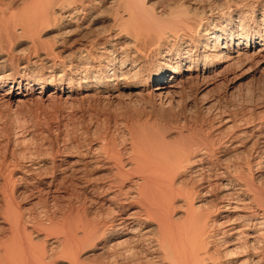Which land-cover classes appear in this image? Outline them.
Returning <instances> with one entry per match:
<instances>
[{"label":"bare ground","instance_id":"1","mask_svg":"<svg viewBox=\"0 0 264 264\" xmlns=\"http://www.w3.org/2000/svg\"><path fill=\"white\" fill-rule=\"evenodd\" d=\"M251 2L0 0V121L34 97L143 108L125 144L60 130L2 156L0 264H264V109L237 121L208 100L264 66Z\"/></svg>","mask_w":264,"mask_h":264},{"label":"rangeland","instance_id":"2","mask_svg":"<svg viewBox=\"0 0 264 264\" xmlns=\"http://www.w3.org/2000/svg\"><path fill=\"white\" fill-rule=\"evenodd\" d=\"M249 1L253 2L256 0H249ZM253 4H254V2H253ZM251 67H253V68L255 67V68L253 69ZM238 69L239 70H237V71L235 69L231 70L232 71V72L230 71L231 73L229 72L228 75H225L223 77L224 79H221V81L224 85L222 84V85H219L220 87L219 86L215 87L214 88L215 93L213 92L214 98L212 97L213 95H210V97H208V100L209 101L211 100L210 101L211 103L214 102L213 103V105L215 104L214 105V107H215L214 111H219V113H227V115L229 114L230 116H232L237 121H244V120L245 121H251L253 119V116H250V115H252L255 110L264 109V66L263 67H259V66L256 67V65L250 64L248 66L243 67V69L240 67ZM251 69H253V70L250 71ZM259 69H261L263 71H261ZM240 70H242V71H240ZM244 70L246 72H243ZM248 70H249V72H248ZM257 70H259V71H257ZM233 72H235V73H233ZM231 78H233V79H231ZM225 79H226V82H225ZM225 83H226V85H225ZM224 87H225V89H224ZM193 92H195L194 87H193ZM218 96L220 97V99ZM34 98L31 99L33 101L29 100V102L26 103V106L24 105L23 107H21L20 109H22V110L17 109L16 112H18L19 114L15 113V112H14L15 115H13L14 113H10V114L6 113L7 115H5L6 116V118L4 119L5 121L4 120L0 121V125H1L0 126V133L2 135V137L0 135V159L3 158L2 156L12 157V155H13V157H15V154H16V156L18 155L17 152H20L19 154H21V152L26 153V151L35 150V149L39 150V151H41V150L47 151V148L50 149L49 144L55 143L54 140H56V139H53V138L58 137L59 134H61L62 132H64V134L67 133V135L71 134L72 136L73 135L75 136L77 134L75 137L79 138V139H83L87 135H91L93 137L89 136V138L91 140H93V139H96L97 137H99V135L105 134V130L107 131L109 129L110 132H109V130L107 132L110 133L111 136L120 145L125 140L127 142L129 141L128 140V130H129L128 128H130V127H128V126H130V124L128 123V125L126 126V124H125V123H127L126 117H128L129 115H132L133 117H135L136 115H139L141 112H143V108L136 105V103L132 102L134 105L131 103V105L128 106L129 105L127 103L128 101L125 99H123V101L122 100H120V101L116 100L111 104L109 103L110 105L109 104L107 105V103H105L106 104L105 105L104 103H99L97 101L90 100V102L88 101L89 103L84 102V103L79 104V105L78 104H75V105L73 104L70 106L66 105V107H64L65 105L63 106L61 104V106H62L61 107L60 103H58V101H56V100L53 102V100L52 101L51 100H44V99H46V97H44L43 100L42 99L38 100L36 98L34 100ZM135 98L137 99L138 97L134 96L132 99H135ZM216 100H218V102H216ZM37 101H38V103H37ZM121 102H123V104H121ZM58 104H59V106H58ZM119 105H120V107H119ZM76 106H77V108H76ZM214 107L212 109H214ZM66 108H67V110H66ZM123 108H125V109H123ZM197 113H198V111H197ZM73 114H74V116H73ZM181 114H184L183 116L186 117L188 122H191L193 120L194 122L192 121V123H194V124L197 123L196 125H201V123L202 122L204 123V120L206 121V119L208 118L207 115H206L207 117L204 116L205 113H202V115L196 114V110L191 109V108L183 110V111L181 110ZM263 114H264V112H261L260 114L258 113L259 116H257V117L259 118ZM65 116L68 117L67 118L68 121L66 120ZM203 116L205 117V119H203ZM10 117H12L13 119ZM199 118H201V119H199ZM56 119H60V121L59 120L56 121ZM105 119H111V120H105ZM12 120H13V122H12ZM3 121H4V123H3ZM54 121H56V122L54 123ZM60 122H63V123L60 124ZM79 122H80V124H79ZM78 125H80V126L82 125V126L80 127ZM69 127H71V128H69ZM65 128H67V130H64ZM71 129L74 130V133L72 132ZM85 129L87 132L85 131ZM60 130L62 131L61 133H60ZM84 132H86V134ZM54 133H55V135H54ZM4 134L5 135L7 134V135L5 136ZM10 134L11 135L13 134V135L11 136ZM82 134L84 135L83 138L78 137V136L82 137ZM14 136H15V138H14ZM21 136L22 137L25 136V137H23L24 140H22V141H25L26 143L21 142V140H18V138ZM94 137H96V138H94ZM125 142L123 144H125ZM21 143H24L25 145L21 144ZM41 143H44V144H41ZM17 144H19V145H17ZM20 146H21V148H20ZM28 146L32 147V149H29ZM6 147H8V148H6ZM41 147L45 148V149H41ZM4 151L6 152V154ZM13 151H15L16 153ZM39 242L40 241H38L37 244H41V242L40 243ZM95 256L92 255V256H90V258H93Z\"/></svg>","mask_w":264,"mask_h":264}]
</instances>
